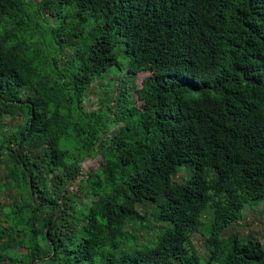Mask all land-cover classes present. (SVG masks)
Instances as JSON below:
<instances>
[{
    "label": "trees",
    "instance_id": "obj_1",
    "mask_svg": "<svg viewBox=\"0 0 264 264\" xmlns=\"http://www.w3.org/2000/svg\"><path fill=\"white\" fill-rule=\"evenodd\" d=\"M0 170V264H264V0H0Z\"/></svg>",
    "mask_w": 264,
    "mask_h": 264
},
{
    "label": "rangeland",
    "instance_id": "obj_2",
    "mask_svg": "<svg viewBox=\"0 0 264 264\" xmlns=\"http://www.w3.org/2000/svg\"><path fill=\"white\" fill-rule=\"evenodd\" d=\"M119 63L121 64V58H118ZM113 74V73H112ZM146 76L144 73H140L137 75L135 79V83L137 86L140 85L143 78ZM94 86L87 92V105L89 108L98 109L102 104L100 100L104 99L108 101L109 106L113 107L117 105L118 100L120 98V84L117 82H111V76L107 75L103 79H98L94 84ZM6 127H10L12 125L22 123L23 120L21 118H17L14 121H11L9 118H5ZM101 164V158H87L83 163V172L88 173L90 170L98 169ZM189 170L186 166L180 168L179 172L173 177V182L180 183L189 176ZM5 177V171L0 170V182L7 183ZM11 194L9 190L0 197H7ZM150 211V207H147ZM142 213H145V208H140ZM153 211V210H151ZM244 219L241 220L237 225L230 227L231 229L228 231L227 235L234 233L236 234L240 241L246 242L248 239L253 238L259 240L264 246V201L258 202L254 205H248L245 208ZM149 226L154 229L156 226L161 227L160 224L156 223L152 217H150ZM139 235H143L141 231L137 232ZM154 232L151 230L148 233V237H152ZM194 243L201 254V256L206 259L208 257V245L206 242V237L197 233L193 236Z\"/></svg>",
    "mask_w": 264,
    "mask_h": 264
}]
</instances>
